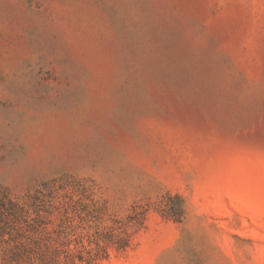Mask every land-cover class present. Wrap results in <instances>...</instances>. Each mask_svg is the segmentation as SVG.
Here are the masks:
<instances>
[{"label":"rangeland","instance_id":"374dc122","mask_svg":"<svg viewBox=\"0 0 264 264\" xmlns=\"http://www.w3.org/2000/svg\"><path fill=\"white\" fill-rule=\"evenodd\" d=\"M0 264H264V0H0Z\"/></svg>","mask_w":264,"mask_h":264}]
</instances>
